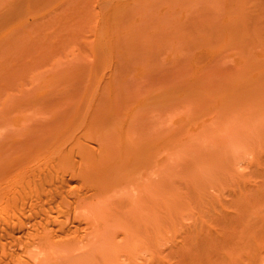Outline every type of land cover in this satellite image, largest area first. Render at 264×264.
I'll return each mask as SVG.
<instances>
[{"label":"rangeland","instance_id":"rangeland-1","mask_svg":"<svg viewBox=\"0 0 264 264\" xmlns=\"http://www.w3.org/2000/svg\"><path fill=\"white\" fill-rule=\"evenodd\" d=\"M263 57L264 0H0V99L27 96L25 103L17 104L27 110V99L44 92L52 101L60 100L51 102L59 111H65V101L72 103L74 96L104 95L100 91L109 96L130 93L131 99L135 95L138 102L129 105L132 110L140 106L138 99L145 102L138 112L147 116L143 118L147 127L143 122L144 132L138 127L142 118L137 127L146 137L157 135L159 163L170 164L160 170L172 169L164 176L158 171L163 177L173 175L168 194V182L158 174L163 180L158 184L166 192L158 204L169 201L172 207L164 204L171 218L162 215L163 222L160 218L159 245L161 256L171 261L177 260L178 245L187 248L190 233L203 221L208 225L213 221L210 227L215 231L220 210L233 211L238 190L255 185L264 175ZM39 98L44 106L50 101ZM82 100L77 106H84ZM38 103L37 108H44ZM30 105L32 110L24 114L17 111L21 105L15 107L17 112L10 113L13 118L8 113L9 119L1 110L4 121L9 120L0 122L5 138L21 136L23 125L49 128L50 118L59 116L49 104L51 110L46 106L40 112ZM80 116L74 124L82 121ZM67 117L60 115L56 121L71 122ZM11 121H17L15 129L20 123L23 127L17 135L10 130ZM168 153L169 160L163 161ZM167 209L160 210L170 214ZM258 235L255 240L262 247L264 235ZM245 254L241 264H264V252L253 263Z\"/></svg>","mask_w":264,"mask_h":264},{"label":"bare ground","instance_id":"bare-ground-1","mask_svg":"<svg viewBox=\"0 0 264 264\" xmlns=\"http://www.w3.org/2000/svg\"><path fill=\"white\" fill-rule=\"evenodd\" d=\"M263 59L260 61L261 68L264 67ZM260 63L257 61L256 66ZM100 92L104 95L93 93L96 96H74L75 100L70 99L72 103L77 100L74 105L68 101H65V106L58 103V108H67H62L65 110H61L62 114L60 109L51 105V102L56 104L60 100L55 98L53 102L49 99L52 98L50 94L47 98V93L45 97L44 92L43 95L41 92L39 97L47 101L49 99V103L46 101L49 106L57 109L58 113H54V109L50 113L58 114V119L60 115L61 118L64 115L65 118L72 117L71 114L81 111L84 119L78 115L82 118V121L77 120L79 126L74 124L77 115L75 118V115L70 117L72 121L67 117L71 122L67 121L66 124L65 119L60 118V121H64L62 124L53 115L56 124L59 122L65 127L71 124L73 128L71 125L68 128L59 125L61 128L56 124L52 127L54 120L49 114L50 120L47 119L52 128H43L37 123V127L22 124L27 128L24 131L21 127L23 120H20V125L17 124L18 129L14 125L17 121H11L14 122L11 125L15 130H10L14 134H18L20 128L23 132L22 137L9 132L12 138L15 137H8L9 140L5 138V132L2 135L0 130L1 137L5 138L0 139V264H238L233 260L240 253V259L237 257L235 260L241 264L247 242L251 253L246 248L248 253L246 251L245 258L249 257L252 263L255 262L264 252V246L259 247L260 240L259 243L255 240L256 235H264V175L261 174L263 179L255 177L256 180H262L261 183L256 181L258 185L247 182L251 184L250 188L246 182L245 185L242 183L243 187L247 185L249 188L238 190L240 192L236 196L233 211L220 210L214 220L219 226L215 231L210 227L213 221L210 225L203 221L190 233L187 248H181V244L178 245L179 249L174 247L177 244L170 246L177 252L176 261L161 256L159 227L160 223L171 218L172 207L169 201L162 204H158V201L161 203V195L171 191L168 189L172 186L169 182H173L170 179L173 175L170 178L163 176L167 172L170 174L172 169L167 168L169 171L166 173L160 170L163 166L170 167V164L161 166L159 163V138L156 134L146 137L143 133V127H147L144 123L147 116H140L138 112L139 108L142 110L145 107L143 99L144 103L141 104L136 96L140 106L132 110L131 103L136 105L133 101L138 102L133 97L135 95L131 99L130 93L127 96L121 92L119 95L111 92L109 96L108 92ZM8 96L9 103L3 97L1 99L4 102L0 101V113L6 110V119L8 113L14 115L22 110L24 114V111L32 110L30 102L38 112L41 109L45 111L48 105L44 106L43 99L41 101L38 95H33L32 99L31 96L27 99V107H24L27 109L29 105L30 109L23 110L21 103L26 102L27 96ZM16 98L22 100L17 101ZM78 98L84 99V106H77L81 103ZM14 100V105L21 101L17 105H21L19 109L12 104ZM34 100L37 103L40 100L38 104L44 108H37L39 106H35ZM49 106L48 109L51 108ZM11 114L9 116L12 117ZM2 115L0 122L3 124L7 120L4 121ZM140 118L144 119L140 121ZM47 119L45 123H48ZM142 122L145 126H142ZM140 125L143 132L139 129ZM164 157H170V154ZM165 158L163 161L167 160ZM158 169L165 174L162 176ZM261 172L264 174V170ZM158 176L167 182L170 180L166 185L164 182L166 187L170 186L165 189L166 192L165 186L158 184L163 181H159ZM158 186L163 189L159 195L161 189ZM165 203L171 210L164 206ZM161 208L169 210L170 214L162 212ZM162 215L168 219H162ZM220 248H223L222 251ZM173 251L169 255H173Z\"/></svg>","mask_w":264,"mask_h":264}]
</instances>
